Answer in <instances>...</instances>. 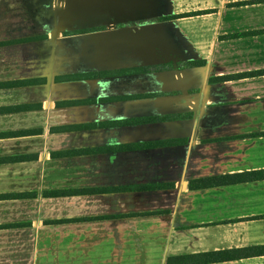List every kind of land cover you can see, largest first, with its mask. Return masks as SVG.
Segmentation results:
<instances>
[{
    "label": "crops",
    "instance_id": "1",
    "mask_svg": "<svg viewBox=\"0 0 264 264\" xmlns=\"http://www.w3.org/2000/svg\"><path fill=\"white\" fill-rule=\"evenodd\" d=\"M116 1L0 0V264H264V178L188 186L264 168V70L222 78L264 69V0Z\"/></svg>",
    "mask_w": 264,
    "mask_h": 264
},
{
    "label": "trees",
    "instance_id": "2",
    "mask_svg": "<svg viewBox=\"0 0 264 264\" xmlns=\"http://www.w3.org/2000/svg\"><path fill=\"white\" fill-rule=\"evenodd\" d=\"M207 11L205 10H198L197 12H203ZM195 11L190 12V13H197ZM185 13H180L178 15H184ZM176 14H170L167 17H172L175 16ZM166 17V16H165ZM196 60H194L195 62ZM193 62V60H192ZM198 63H203L204 59H199L197 61ZM264 69L260 70H252V71H243V72H238V73H232V74H227L222 76L224 77H229V76H238V75H251L258 73L260 71H263ZM152 118V117H149ZM176 141L175 138H163L160 140H155L152 142H149L151 144L155 145H167L170 143H173ZM258 178H264V168H259V169H251V170H246V171H241V172H228V173H222V174H216V175H209V176H200V177H192L189 179L188 186L189 188H203V187H209V186H214V185H221V184H228V183H234L238 181H246V180H252V179H258ZM171 182L168 183H156V184H141L137 185L136 187L140 188H150V187H159V186H165V185H170ZM86 191H92V192H97L103 190L102 187H89L85 189ZM62 192H68L67 190H63ZM198 255H205L206 253H197ZM193 254H180V255H172L168 256L166 258L165 264H187L189 262H194V259H189ZM218 257V256H216ZM206 259V258H204Z\"/></svg>",
    "mask_w": 264,
    "mask_h": 264
},
{
    "label": "flooded vegetation",
    "instance_id": "3",
    "mask_svg": "<svg viewBox=\"0 0 264 264\" xmlns=\"http://www.w3.org/2000/svg\"><path fill=\"white\" fill-rule=\"evenodd\" d=\"M160 3H158V6H159ZM147 16L146 17H138L135 19L136 22H143V21H147V20H150V21H156V20H161V19H168V15L166 14H157V13H153L152 12H155V10H151V9H147ZM157 12V11H156ZM170 15V14H169ZM121 16V20H118L115 22L116 25H125V24H128L129 22L131 21H128V19H125L126 18V15L125 13H123L122 15L120 14ZM166 16V17H165ZM170 18V17H169ZM102 27H105V25H91V26H85V27H80V28H76V29H64L62 30V33L63 34H71V33H75V32H88V31H91V30H94V29H99V28H102ZM186 64H188V61L186 62ZM142 69V68H141ZM126 70V69H125ZM136 70H140V69H136ZM119 72H122L124 71V69H119L118 70ZM109 71L105 70V71H98L97 73L99 74H106L108 73Z\"/></svg>",
    "mask_w": 264,
    "mask_h": 264
},
{
    "label": "rangeland",
    "instance_id": "4",
    "mask_svg": "<svg viewBox=\"0 0 264 264\" xmlns=\"http://www.w3.org/2000/svg\"><path fill=\"white\" fill-rule=\"evenodd\" d=\"M171 0L168 2V6L171 5ZM202 22L201 18H195V19H185V20H173V25L182 32L184 35V38L187 37L186 33L189 29L195 28L197 25H199Z\"/></svg>",
    "mask_w": 264,
    "mask_h": 264
},
{
    "label": "water",
    "instance_id": "5",
    "mask_svg": "<svg viewBox=\"0 0 264 264\" xmlns=\"http://www.w3.org/2000/svg\"><path fill=\"white\" fill-rule=\"evenodd\" d=\"M89 1H93V0H89ZM131 2H134V1H131ZM118 4H119V5H118ZM116 5L120 6L118 9L123 8V3H122V1H120V0L116 1ZM135 42H136V41H135Z\"/></svg>",
    "mask_w": 264,
    "mask_h": 264
}]
</instances>
